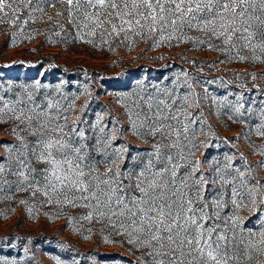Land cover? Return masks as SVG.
I'll return each mask as SVG.
<instances>
[{
    "label": "snow or ice",
    "instance_id": "1",
    "mask_svg": "<svg viewBox=\"0 0 264 264\" xmlns=\"http://www.w3.org/2000/svg\"><path fill=\"white\" fill-rule=\"evenodd\" d=\"M0 35L5 49H142L130 63L159 53L148 63L161 66L103 92L98 76L50 79L43 60L23 78L0 67V201L26 213L18 226L64 219L61 231L125 248L123 264H264V0H0ZM18 239H0V264H35L26 245L46 241ZM59 247L55 264L110 259Z\"/></svg>",
    "mask_w": 264,
    "mask_h": 264
},
{
    "label": "rangeland",
    "instance_id": "2",
    "mask_svg": "<svg viewBox=\"0 0 264 264\" xmlns=\"http://www.w3.org/2000/svg\"><path fill=\"white\" fill-rule=\"evenodd\" d=\"M5 38L4 35H0V53H2V55H0V67H3L5 63L12 62L14 64L13 68H4V71L8 72L10 75L20 74L22 78L24 73L35 75V73L39 72L41 69L37 62L43 60L45 70L48 72L50 79L52 73H57L59 77H70L75 75L80 77L83 83L90 81V78L93 76H98L101 79L97 80L95 84L97 89L103 92L105 89L100 88V85L103 83H110L113 79L120 77L121 73L127 74L128 72H135L140 65H143L145 68L161 67L157 64L148 63L149 58L155 56L157 53H151L145 60L137 61V63H130L129 61L131 59L128 57L130 54H125L127 58L117 61L123 53L122 51L115 56H110L107 52L92 51L87 46H77L71 52H63L59 47L47 45L41 49L40 45L43 41V37L37 38L34 42L27 44V46L21 44L17 48L5 49L3 48ZM32 49H37L38 51L31 52L30 50ZM141 50L142 49H137L135 53L139 54ZM89 52H91L90 55ZM169 53L170 52L166 54ZM191 54L192 53H189V55ZM199 56L201 59L207 58L206 55ZM17 61L31 62L37 66L35 68H19L15 66L14 63ZM49 62L54 65L52 69L47 68ZM221 67L223 68L224 66L221 65ZM216 75H220V73L217 72ZM110 99L111 96H101L99 103L111 109L113 104L109 102ZM82 103L83 99L78 102L77 106L79 107ZM221 134L232 136L234 133L224 130ZM7 139L8 136L6 132L0 129V140ZM137 147H140V145H137ZM12 209L15 211H12ZM45 211L49 210L40 209L41 213ZM0 213H5L8 216L6 220L3 216H0V239L19 237L16 241L17 249L20 248L21 243L26 238H30L33 242L37 240L46 241L42 245H26L35 253V264H55L52 257L67 255V251L59 247L60 244L66 245L73 253H80L83 255L92 251L97 252L101 256L109 257L110 259L106 261V264H123L124 260L133 259L125 248L104 244H100L99 247H96L95 239L92 242H85L73 233L71 229L61 231L65 224L64 219L49 221L43 215H38L37 220L32 221L25 218L23 225L18 226L21 223L22 217H26V213H22L21 207L18 204L9 201H0ZM241 215H245V213L242 212ZM51 241H56V243H50ZM21 256V264H27V261L32 259L31 256H23L22 253Z\"/></svg>",
    "mask_w": 264,
    "mask_h": 264
},
{
    "label": "trees",
    "instance_id": "3",
    "mask_svg": "<svg viewBox=\"0 0 264 264\" xmlns=\"http://www.w3.org/2000/svg\"><path fill=\"white\" fill-rule=\"evenodd\" d=\"M176 51H179V50H172L169 54H166V55H174L175 54V52ZM123 52V51H122ZM124 53V54H123ZM121 55H120V57L118 58V60L117 61H119V59H124V58H127V57H125V52H123ZM159 53H157L156 55H158ZM138 54L137 53H135V52H133V53H130V55L128 56L130 59L132 58V57H134V56H137ZM194 55V53H192L190 56H193ZM203 55V54H202ZM206 57L207 58H205V59H201L200 58V56H198V57H196L197 59H199V60H211V59H213L214 57H210V56H208V55H206ZM176 63H179V61L178 62H176ZM150 68H152V67H150ZM158 68H160V67H157V68H154V69H158ZM222 68V67H221ZM224 68V67H223ZM239 68H243V67H239ZM244 69H238L237 67H234V68H232V69H229V68H224V72L225 73H229V72H231V71H238V72H242ZM250 71H258V69H250ZM225 78H230L229 76H225ZM136 147H137V145H136Z\"/></svg>",
    "mask_w": 264,
    "mask_h": 264
}]
</instances>
